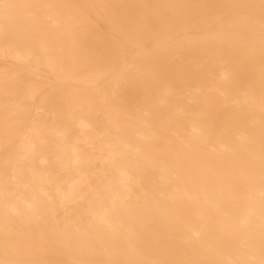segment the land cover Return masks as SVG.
<instances>
[{
  "label": "bare ground",
  "instance_id": "obj_1",
  "mask_svg": "<svg viewBox=\"0 0 264 264\" xmlns=\"http://www.w3.org/2000/svg\"><path fill=\"white\" fill-rule=\"evenodd\" d=\"M0 264H264V0H0Z\"/></svg>",
  "mask_w": 264,
  "mask_h": 264
}]
</instances>
